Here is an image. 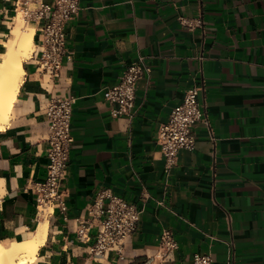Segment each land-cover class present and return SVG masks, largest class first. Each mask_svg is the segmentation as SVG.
Here are the masks:
<instances>
[{
  "label": "crops",
  "instance_id": "0c3cea01",
  "mask_svg": "<svg viewBox=\"0 0 264 264\" xmlns=\"http://www.w3.org/2000/svg\"><path fill=\"white\" fill-rule=\"evenodd\" d=\"M0 0V62L19 8ZM53 2L54 0H44ZM35 5L34 0L29 4ZM67 24L68 53L57 77L39 67L35 49L11 117L0 129V243L37 234L45 240L23 264H192L212 253L215 264H264V0H80ZM143 56L150 71L137 82L135 112L113 117L107 85ZM199 85L205 117L194 149H181L171 171L157 141L160 124ZM75 95V137L63 180L68 208L42 213L32 190L47 176V108ZM100 191L142 207L120 255L90 252L78 218ZM171 229L178 247L157 257L160 235Z\"/></svg>",
  "mask_w": 264,
  "mask_h": 264
},
{
  "label": "built area",
  "instance_id": "2783aa9c",
  "mask_svg": "<svg viewBox=\"0 0 264 264\" xmlns=\"http://www.w3.org/2000/svg\"><path fill=\"white\" fill-rule=\"evenodd\" d=\"M34 1L36 4L32 5L27 0L20 6L19 12L26 22L40 23L39 67L57 77L61 74L64 58L68 53L67 24L79 14L80 0H54L51 3L44 0ZM148 71L150 67L145 58L139 56L123 70L117 83L105 87L104 97L113 117L134 114L137 82ZM203 89L204 87L199 85L188 88L183 102L173 108L168 120L162 122L158 128L157 141L165 158L167 172L177 164L181 149L195 148L197 136L194 127L199 121L206 122L214 136L198 97ZM76 101L77 97L72 94L58 96L49 101L46 112L49 127L47 176L43 181L34 182L31 187L37 207L42 213H53L56 209L65 211L68 208L62 185L69 173L71 149L75 139L72 118ZM142 212V207L122 196L100 191L90 204L88 215L78 218V237L82 241H89L90 230L97 227L90 252L102 255L108 250H115L122 255L125 240L136 230ZM177 247L178 241L173 231L164 229L160 235L157 257L165 260ZM192 264L215 262L210 252L195 253Z\"/></svg>",
  "mask_w": 264,
  "mask_h": 264
},
{
  "label": "bare ground",
  "instance_id": "6f19581e",
  "mask_svg": "<svg viewBox=\"0 0 264 264\" xmlns=\"http://www.w3.org/2000/svg\"><path fill=\"white\" fill-rule=\"evenodd\" d=\"M22 13L16 17L12 37L5 42L7 48L3 61L0 62V129L8 123L19 86L25 69L24 59L35 49L34 28L25 24ZM47 221L45 220L36 235L13 241L10 245L0 243V264H23L33 259L39 246L45 240Z\"/></svg>",
  "mask_w": 264,
  "mask_h": 264
}]
</instances>
